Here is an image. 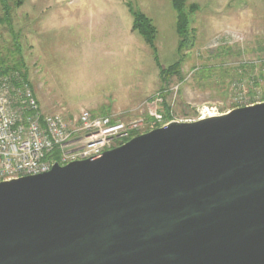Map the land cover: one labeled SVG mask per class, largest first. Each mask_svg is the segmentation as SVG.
<instances>
[{"label":"water","instance_id":"water-1","mask_svg":"<svg viewBox=\"0 0 264 264\" xmlns=\"http://www.w3.org/2000/svg\"><path fill=\"white\" fill-rule=\"evenodd\" d=\"M0 264H264V102L0 182Z\"/></svg>","mask_w":264,"mask_h":264},{"label":"rangeland","instance_id":"rangeland-1","mask_svg":"<svg viewBox=\"0 0 264 264\" xmlns=\"http://www.w3.org/2000/svg\"><path fill=\"white\" fill-rule=\"evenodd\" d=\"M193 4L180 80L160 75L178 59L171 0H8L7 13L0 2V61L18 65L5 74L30 86L42 112L67 122L89 111L142 121L145 133L160 127L151 110L166 123L263 103L264 0H186ZM134 13L156 28L155 54L131 31Z\"/></svg>","mask_w":264,"mask_h":264},{"label":"built area","instance_id":"built-area-1","mask_svg":"<svg viewBox=\"0 0 264 264\" xmlns=\"http://www.w3.org/2000/svg\"><path fill=\"white\" fill-rule=\"evenodd\" d=\"M217 115L205 110L196 120ZM149 116L152 125L172 122L164 123L154 110ZM142 126V121L89 111L67 122L62 114L42 112L22 79L0 73V182L44 174L55 163L65 166L98 156L143 134Z\"/></svg>","mask_w":264,"mask_h":264},{"label":"trees","instance_id":"trees-1","mask_svg":"<svg viewBox=\"0 0 264 264\" xmlns=\"http://www.w3.org/2000/svg\"><path fill=\"white\" fill-rule=\"evenodd\" d=\"M2 9L7 10L8 0H0ZM15 6H19L20 2L14 4ZM171 7L176 15L175 17V30L178 38L177 45V54L178 59L169 65L167 68L162 69L160 71V75L162 80L166 82L169 78L177 77L179 80L181 79L180 70L181 66L185 61L186 55L185 51L191 48L194 45V33L193 29L190 26V16L198 9V7L193 4L190 6L186 5V0H171ZM131 31L138 34L146 43V45L156 53L154 42L157 35V30L153 26L151 19L143 15L142 13H134ZM18 65L8 66L2 61H0V73L5 74L11 70H17ZM25 77V76H24ZM165 119L170 120V110L169 107L165 105Z\"/></svg>","mask_w":264,"mask_h":264},{"label":"crops","instance_id":"crops-1","mask_svg":"<svg viewBox=\"0 0 264 264\" xmlns=\"http://www.w3.org/2000/svg\"><path fill=\"white\" fill-rule=\"evenodd\" d=\"M98 11H99V13L101 12L100 10H98ZM94 12H95V10L92 11V13H94ZM108 13L115 14V11H108V10L106 11V10L104 9V15H106V14H108ZM35 97H36V96H35ZM36 98H37V97H36ZM37 100H38V99H37ZM38 101H39V100H38ZM41 105H42V104L39 103V106H40V108L42 109ZM102 115H103V114H102Z\"/></svg>","mask_w":264,"mask_h":264}]
</instances>
